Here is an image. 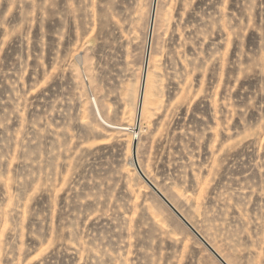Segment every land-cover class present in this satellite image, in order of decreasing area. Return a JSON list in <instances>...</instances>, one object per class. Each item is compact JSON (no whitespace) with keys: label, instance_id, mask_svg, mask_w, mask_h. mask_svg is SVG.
Returning <instances> with one entry per match:
<instances>
[{"label":"rangeland","instance_id":"1","mask_svg":"<svg viewBox=\"0 0 264 264\" xmlns=\"http://www.w3.org/2000/svg\"><path fill=\"white\" fill-rule=\"evenodd\" d=\"M150 7L0 0V264H221L138 159L230 264H264V0H153L151 32ZM147 30L133 140L92 99L134 123Z\"/></svg>","mask_w":264,"mask_h":264},{"label":"bare ground","instance_id":"2","mask_svg":"<svg viewBox=\"0 0 264 264\" xmlns=\"http://www.w3.org/2000/svg\"><path fill=\"white\" fill-rule=\"evenodd\" d=\"M152 2H153V0H151V7H150V13H149V22H148V30L150 29L149 28V23H151V21H150V16H151V12L153 11V17H152V19H154L155 18V12L157 13V10L154 12V8H153V10L151 11V9H152ZM157 4V3H156ZM155 5V4H154ZM156 6V5H155ZM156 8H158V7H156ZM157 15V14H156ZM156 20V19H155ZM154 20V21H155ZM156 23V22H155ZM154 23V24H155ZM152 27V26H151ZM153 28H155L154 26H153ZM148 30H147V37H146V43H145V50H144V59L147 57V48H146V45H147V38H148ZM154 30V29H153ZM150 31V30H149ZM152 31V30H151ZM150 31V32H151ZM152 35V34H151ZM153 37V36H152ZM151 37V38H152ZM150 44H152V42H150ZM150 51V50H149ZM149 54H151V53H149ZM146 55V56H145ZM148 59V66L147 67H145V70H144V60H143V68H142V72H141V79H140V85H139V91H138V99H137V104H136V110H135V112H136V114H135V120H134V123H132V124H130L129 126H123V124L122 125H116V124H112V123H110V121H108V119L106 120V117H104L103 116V114H102V111H101V108H100V105L97 103V99L95 98V99H92L93 101V107H94V111H95V113H96V115H97V117L99 118V120H101V122H103L105 125H107L109 128H112V129H117V130H121V131H127V132H129V133H131L132 134V136H133V140H134V138L136 137V136H139V133H140V126H141V123H139V126H138V128H136V118L138 117L137 116V112H138V105H139V103H140V98H141V105H142V109H141V114H140V116H142V112H143V107H144V101H145V97H146V87H147V79H148V70H149V57H147L146 59H145V62H146V60ZM147 71V73H146V81H145V84L143 85V75H144V72H146ZM142 87H143V95H142V97L140 96L141 95V93H142ZM93 96V95H92ZM141 122V121H140ZM139 130L138 132L136 131V130ZM116 131V130H115ZM118 132V131H117ZM138 138V137H137ZM132 141V140H131ZM136 154H138V151L136 152ZM137 157H138V155H137ZM137 161H139V159L137 160ZM131 164L134 166V162H133V160L131 159ZM139 164H140V161H139ZM140 169H141V164H140ZM154 183V182H153ZM155 184V183H154ZM156 185V184H155ZM157 186V185H156ZM157 188H159L158 186H157ZM158 191H162V190H160V188L158 189ZM162 193V192H161ZM162 194H164V193H162ZM165 195V194H164ZM163 195V196H164ZM166 196V195H165ZM164 196V197H165ZM166 198V197H165ZM166 203V202H165ZM168 205V204H167ZM175 206V205H174ZM176 207V206H175ZM177 209V208H176ZM181 213V212H180ZM183 215V214H182ZM185 216V215H184ZM179 218V217H178ZM187 220V219H186ZM188 221V220H187ZM189 229V228H188ZM191 230V229H190ZM199 232V231H198ZM201 234V233H200ZM205 239V238H204ZM209 245H212L211 243L209 244ZM213 246V245H212ZM213 248L218 252V253H220L214 246H213ZM213 249V251L214 252H216L215 250ZM216 252V253H217ZM217 253V254H218ZM212 254V253H211ZM218 256H220V258H222V260L225 262V264H230L226 259H225V257L224 256H222L221 255V253L220 254H218Z\"/></svg>","mask_w":264,"mask_h":264},{"label":"water","instance_id":"3","mask_svg":"<svg viewBox=\"0 0 264 264\" xmlns=\"http://www.w3.org/2000/svg\"><path fill=\"white\" fill-rule=\"evenodd\" d=\"M154 11H155V5H154ZM153 17V15H152ZM152 22H154V19H152ZM149 52V51H147ZM147 57H148V53H147ZM146 57V58H147ZM148 66V59L146 60L145 64H144V70H145V67ZM146 72H144V75H143V85L145 84V81H146ZM143 95V87H142V93H141V97ZM138 119H137V124L139 125V122H140V114H141V109H142V105H141V98H140V103L138 105ZM135 151V149H134ZM136 160V159H135ZM134 160V161H135ZM135 166L137 168V171L139 172V174L142 176V178L148 183V185L154 190L156 191V193H158L160 195V197L163 199V201H165L169 206L170 208L172 209V211L182 220V222L191 229V232L196 236L198 237L203 243H205L208 247H209V250L215 255V257L221 262V264H225V262L222 260V258H220V256H218V254L216 252L213 251V248L205 241V239L203 237L200 236V234L186 221V219L176 210V208H174V206H172V204H170V202L168 201V199H166L163 194L158 191V189L156 188V186L152 183V181L150 179H148L145 174L142 172V170L140 169L139 165H138V162L135 161Z\"/></svg>","mask_w":264,"mask_h":264}]
</instances>
